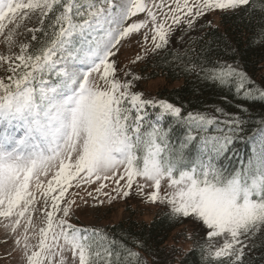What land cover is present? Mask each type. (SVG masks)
<instances>
[{
	"label": "snow or ice",
	"instance_id": "snow-or-ice-1",
	"mask_svg": "<svg viewBox=\"0 0 264 264\" xmlns=\"http://www.w3.org/2000/svg\"><path fill=\"white\" fill-rule=\"evenodd\" d=\"M215 14L247 18V47L264 53V0H0V227L22 264H148L137 250L152 254L146 240L70 222L77 198L87 204L70 192L82 185H96L86 193L93 201L135 192L170 223L187 222L199 264H256L264 116L251 134L246 126L247 105L264 103V80L226 45V60L177 59L186 74L234 96L235 112L188 110L133 90L142 77L132 65L160 55L176 33L183 43ZM134 34L141 51L120 67L117 54ZM237 140L251 146L238 166L229 155Z\"/></svg>",
	"mask_w": 264,
	"mask_h": 264
},
{
	"label": "trees",
	"instance_id": "trees-1",
	"mask_svg": "<svg viewBox=\"0 0 264 264\" xmlns=\"http://www.w3.org/2000/svg\"><path fill=\"white\" fill-rule=\"evenodd\" d=\"M218 25L208 27L198 25V29L190 30L183 43H178L176 37H172L170 44L162 50L160 55L151 56L147 62H139L132 65L135 72L142 78L160 80L162 87L156 92L158 99H166L178 106H183L188 110L203 111L210 110L213 106L219 105L228 112H235L234 107L238 103L237 99L226 90L221 92L219 89L211 87L201 82L196 75L186 74L180 65V57L184 62L189 59L198 63H205L208 58L212 63L216 58L228 59L226 45L238 47L244 53L245 64L249 75L259 84L264 80V62L260 57L262 51L258 48L247 47V37L250 35V26L247 18L243 21L236 17H222L219 14ZM212 23V22H211ZM255 24V21H253ZM246 50V51H245ZM211 67V64H207ZM226 96L227 100L221 99ZM249 108L250 121L246 126L247 133L251 134L256 127L255 121L264 116V103L255 102L247 105ZM151 112V109H149ZM248 117H246L247 119ZM179 134V133H178ZM210 134H215L214 131ZM233 147L237 150L236 154L229 153L233 157V162L238 166L241 159H247L251 152V146L244 140H237ZM184 223H170L166 218L165 211L158 212L149 222H141L135 216L130 215L118 223L102 229L109 237L121 238L127 236L147 241L148 252L137 249L141 256L148 261V264H199V253L192 252L191 248L183 251L180 245H176L173 240L177 235V230ZM173 240L170 242V240ZM264 252L257 250L254 253L256 264H260V258Z\"/></svg>",
	"mask_w": 264,
	"mask_h": 264
},
{
	"label": "rangeland",
	"instance_id": "rangeland-1",
	"mask_svg": "<svg viewBox=\"0 0 264 264\" xmlns=\"http://www.w3.org/2000/svg\"><path fill=\"white\" fill-rule=\"evenodd\" d=\"M142 16V14H140ZM213 26L218 25V16L211 15ZM23 31V29L21 30ZM136 35V34H135ZM126 39L123 42V46L120 48L117 61L120 67H124L128 56L134 55L137 49L136 37ZM30 38V37H29ZM0 51H5L3 45H0ZM135 70V68L133 69ZM0 70V75H2ZM162 87L160 80L147 81L144 77L137 82L134 91H142L146 97H157L156 92ZM104 198V197H102ZM104 203H100V200L93 201L89 205H79L77 208L73 205V212L71 214L70 222L79 227L104 229L107 226L118 223L120 220L127 218L130 215L135 216L141 222H149L158 212L164 210L163 208L153 205L145 204L141 202V198L133 192L127 198H118L112 202H109L106 198L103 199ZM190 226L187 222L177 230V235L173 240L176 245H180V249L183 251L191 248V240L186 239L187 229ZM173 240L171 239L170 242ZM0 264H22L20 253L14 248V238L6 232L3 227H0Z\"/></svg>",
	"mask_w": 264,
	"mask_h": 264
}]
</instances>
